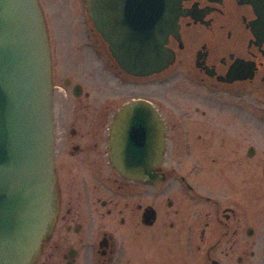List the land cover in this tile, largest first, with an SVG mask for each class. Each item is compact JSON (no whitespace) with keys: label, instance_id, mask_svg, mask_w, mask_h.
Listing matches in <instances>:
<instances>
[{"label":"flooded vegetation","instance_id":"1","mask_svg":"<svg viewBox=\"0 0 264 264\" xmlns=\"http://www.w3.org/2000/svg\"><path fill=\"white\" fill-rule=\"evenodd\" d=\"M180 1L160 73L127 74L101 38L63 74L51 52L59 210L35 264H264V0ZM136 100L163 132L146 182L111 163Z\"/></svg>","mask_w":264,"mask_h":264},{"label":"water","instance_id":"2","mask_svg":"<svg viewBox=\"0 0 264 264\" xmlns=\"http://www.w3.org/2000/svg\"><path fill=\"white\" fill-rule=\"evenodd\" d=\"M180 0H86L95 31L121 70L152 75L173 60ZM48 29L38 0H0V264H34L58 213ZM132 102L112 127L111 163L143 181L162 154V126ZM148 115L141 116V114Z\"/></svg>","mask_w":264,"mask_h":264},{"label":"rangeland","instance_id":"3","mask_svg":"<svg viewBox=\"0 0 264 264\" xmlns=\"http://www.w3.org/2000/svg\"><path fill=\"white\" fill-rule=\"evenodd\" d=\"M40 1L47 18L50 48L52 52H57L58 73L63 74L64 68L71 71L77 66L90 65L93 59L88 48L105 45L85 16V8L81 0ZM76 49L80 51L77 55L78 59L72 54ZM132 244L133 248L137 247L136 243L132 242Z\"/></svg>","mask_w":264,"mask_h":264}]
</instances>
